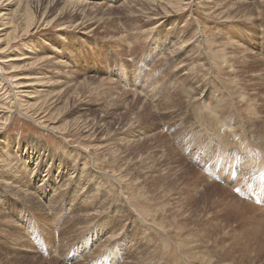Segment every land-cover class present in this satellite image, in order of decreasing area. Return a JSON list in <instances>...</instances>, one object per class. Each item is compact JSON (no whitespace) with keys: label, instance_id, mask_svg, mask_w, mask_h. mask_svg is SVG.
<instances>
[{"label":"rangeland","instance_id":"obj_1","mask_svg":"<svg viewBox=\"0 0 264 264\" xmlns=\"http://www.w3.org/2000/svg\"><path fill=\"white\" fill-rule=\"evenodd\" d=\"M80 1L0 0V264H264V0Z\"/></svg>","mask_w":264,"mask_h":264},{"label":"bare ground","instance_id":"obj_2","mask_svg":"<svg viewBox=\"0 0 264 264\" xmlns=\"http://www.w3.org/2000/svg\"><path fill=\"white\" fill-rule=\"evenodd\" d=\"M69 2H70V5H72V4H76V6H78L79 5V3L81 2L80 0H68ZM155 1V0H154ZM171 1V0H170ZM174 1V0H173ZM186 0H181V2L179 1V0H176L175 2L176 3H174V5H172V8L174 9L175 8V10H176V13H178L179 11H182V13L183 12H185L188 8H189V6L192 4V2H191V0H187V2H185ZM148 2V5H153V7H156V8H160V9H162V10H166V11H168L169 12V10H167L166 8H165V6H163V4L162 5H158L159 3L161 4V2H158V3H155V2H151V1H147ZM168 2V1H167ZM66 3V2H65ZM82 4H84V3H82ZM176 4V5H175ZM70 5H68L67 7H64V8H62V10H61V15H63L64 14V12L67 10V12H68V8H69V6ZM171 5V4H170ZM167 6H168V4H167ZM66 9V10H65ZM152 9H154V8H152ZM154 10H156V9H154ZM159 10V9H158ZM160 11V10H159ZM167 12V13H168ZM174 12V11H173ZM44 13H46V10L44 11ZM152 13H156V12H154V11H152ZM171 13V12H170ZM66 14V13H65ZM172 14V13H171ZM155 16V15H154ZM166 16V15H165ZM168 17V16H167ZM148 18L149 19H153V21H155L154 19H157V18H152L150 15L148 16ZM159 19H161V18H159ZM167 22V21H166ZM155 23H158V22H152V24H155ZM198 29V28H197ZM185 30H187L188 31V28H185ZM193 33V32H192ZM194 34V33H193ZM3 36H4V34H3ZM7 36V35H6ZM186 37V33L185 34H183L182 36H181V38H179L178 40L180 41V45L177 47V50H175V51H179L180 49H182L183 48V46H185V44H186V46H188V44H190L191 42H192V40H194L193 39V36H192V34L190 33V35H189V37H186V40L185 39H183V37ZM1 38V37H0ZM181 39V40H180ZM1 40V39H0ZM196 41H198V43L199 42H201V41H199V40H197L196 39ZM9 45H10V43H9ZM8 45V46H9ZM210 45V44H209ZM174 51V52H175ZM192 51V50H191ZM206 56V55H205ZM205 58V57H204ZM12 59V58H11ZM228 59V58H227ZM13 60H17V58H13ZM49 60V59H48ZM206 60L210 63V65L209 66H211V68L213 67V62H212V60L211 59H208V58H206ZM230 60V59H229ZM45 61H47V60H45ZM198 64V63H197ZM216 65V64H215ZM219 65V64H218ZM222 67V66H221ZM216 69V68H215ZM214 69V70H215ZM227 71V70H226ZM189 72V71H188ZM186 76H187V74H186ZM185 76V77H186ZM213 76L214 77H216L214 74H213ZM183 77V76H182ZM184 77V78H185ZM213 77V78H214ZM223 77V76H222ZM221 77V78H222ZM234 77V76H233ZM190 77L188 76V79H189ZM217 78V77H216ZM186 79V78H185ZM187 79V80H188ZM226 79V78H225ZM187 80H184V79H181V83L180 84H183V86L185 85V86H187L188 88H190V89H192L193 88V84L191 83V82H188ZM220 80V79H219ZM235 80V79H234ZM226 81V80H225ZM230 82V81H229ZM213 83V82H212ZM237 83V82H236ZM214 84V83H213ZM41 85V84H40ZM196 88V87H195ZM228 89H230L229 87H228ZM186 90V89H185ZM197 90V89H196ZM205 90V89H204ZM187 91V90H186ZM188 91H189V89H188ZM193 92H195L194 90H192ZM209 91V90H208ZM232 92V91H231ZM208 93V92H207ZM187 94V93H186ZM195 94H197V93H195ZM201 94V93H200ZM205 94H206V92H205ZM204 94V95H205ZM237 94V96H238V93H236ZM235 94V95H236ZM240 95V94H239ZM258 95V94H257ZM260 95V94H259ZM229 96V95H228ZM242 96V95H241ZM240 96V97H241ZM33 97V96H32ZM31 97V98H32ZM230 97H231V95H230ZM239 97V98H240ZM243 97V96H242ZM259 97V96H258ZM200 99V98H199ZM230 99V98H229ZM233 99V98H232ZM248 99V98H247ZM258 99V98H257ZM254 100V99H253ZM252 100V101H253ZM190 101V100H189ZM228 101V100H227ZM232 101V100H231ZM240 101H241V99H240ZM255 101H257V100H255ZM223 102V101H222ZM243 102V101H242ZM203 104H205V103H203ZM207 104V103H206ZM224 104V103H223ZM226 104H228V102L226 103ZM229 104H230V102H229ZM237 104V103H236ZM240 104H241V102H240ZM239 104V105H240ZM221 105V104H220ZM247 105H250V103L248 104L247 103ZM260 105V104H259ZM258 105V106H259ZM18 106L20 107V105L18 104ZM225 106V105H224ZM228 106V105H227ZM231 106V105H230ZM230 106L228 107V108H230ZM262 106H264V105H262ZM191 107V106H190ZM207 107H209L208 106V104H207ZM213 107V106H212ZM211 107V108H212ZM223 107V106H222ZM232 107H233V104H232ZM244 107V106H243ZM247 107H249V106H247ZM21 108V107H20ZM227 108V107H226ZM257 108V107H256ZM22 109V108H21ZM197 109V108H196ZM202 109V108H201ZM234 109H237V106H234ZM263 109V108H262ZM213 110H216V108L215 107H213ZM226 110V109H225ZM225 110H223L224 112H225ZM241 110V109H240ZM247 110L249 111L250 109H248L247 108ZM254 110V109H253ZM217 111H218V109H217ZM232 111H234V110H232ZM242 111H243V109H242ZM244 111H246V110H244ZM219 113H220V111H218ZM230 112V111H229ZM223 113V112H222ZM226 113H228V112H226ZM237 113V112H236ZM238 113H239V111H238ZM249 113H250V111H249ZM254 113H255V111H254ZM229 114V113H228ZM233 114H235V113H233ZM241 114V113H240ZM252 114V113H251ZM250 115V114H249ZM218 116V115H217ZM224 116V115H223ZM238 116H239V114H238ZM262 116V115H261ZM219 117V116H218ZM241 117V116H240ZM203 118H205V117H203ZM221 118V117H220ZM247 118V117H246ZM245 118V119H246ZM244 119V118H243ZM245 119L243 120L244 121V123H246L245 122ZM206 120V119H205ZM208 120V119H207ZM212 120V119H211ZM214 120V119H213ZM215 120H217V119H215ZM218 121H221V120H218ZM247 121V120H246ZM250 121V120H249ZM254 121V120H253ZM256 121H258V120H256ZM263 121V120H262ZM217 122V121H216ZM242 122V121H241ZM220 123V122H219ZM250 123V122H249ZM90 124V123H89ZM214 124V123H213ZM222 124V123H221ZM217 125V124H216ZM79 126V125H78ZM84 126V125H83ZM82 126V127H83ZM219 126V125H218ZM224 126V125H223ZM222 126V127H223ZM237 126V125H236ZM242 126V125H241ZM259 126V125H258ZM93 127V126H92ZM92 127H90V128H88L87 129V131H91L93 128ZM220 128V129H222L221 131V133L220 132H218L219 133V136H223L224 138L226 137V136H230L232 133L229 131V130H227L228 128H226V130H223V128H225V127H223V128ZM239 127V126H238ZM256 126L255 125H253L250 129H254ZM263 127H264V125H263ZM218 128V127H217ZM230 128H232V127H230ZM237 128V127H236ZM257 128V127H256ZM255 128V129H256ZM220 129L218 130V131H220ZM238 129V128H237ZM244 129V128H243ZM239 130H240V128H239ZM257 130H259V127L257 128ZM236 131V130H235ZM243 131V130H242ZM244 131H245V129H244ZM246 131H248V129H246ZM234 132V131H233ZM240 132V131H239ZM256 132V131H255ZM262 132V131H261ZM241 133H243V132H241ZM248 133V132H247ZM264 133V132H263ZM221 134V135H220ZM234 134V133H233ZM238 134V133H237ZM260 134H262V133H260ZM239 135V134H238ZM241 135V134H240ZM252 135H253V133H252ZM256 135H257V133H256ZM215 135H213V137H214ZM233 136V135H232ZM235 136V135H234ZM251 136V135H250ZM240 137V136H239ZM238 137V138H239ZM253 137V136H252ZM262 137V136H261ZM217 138V137H216ZM219 138H221L222 140H223V138L222 137H219ZM227 138V137H226ZM245 138H246V136H245ZM257 138V137H256ZM258 138H259V136H258ZM227 139H229V138H227ZM231 139V138H230ZM234 140V139H233ZM241 140V139H240ZM243 140V139H242ZM249 140V139H248ZM250 140H251V138H250ZM261 140V139H260ZM262 140H263V138H262ZM245 141V140H244ZM253 141V140H252ZM209 142V141H208ZM236 142H238L237 140H236ZM249 142V141H248ZM247 142V143H248ZM258 142V141H257ZM228 143V142H227ZM235 143V142H234ZM242 143V142H241ZM254 144H256V142L254 141L253 142ZM264 143V142H263ZM246 144V143H245ZM259 144H261V142H259ZM235 145V144H234ZM243 145H244V142H243ZM236 146V145H235ZM238 146V145H237ZM236 146V147H237ZM247 146H249L248 144H247ZM259 146V145H258ZM241 147H242V145H241ZM245 147H246V145H245ZM245 147H243V148H241V149H244ZM260 147H262L261 145H260ZM259 147V148H260ZM258 148V147H257ZM264 148V147H263ZM246 149V148H245ZM252 149V148H251ZM261 150V149H260ZM263 150V149H262ZM261 155V154H260ZM264 155V154H263ZM264 159V158H263ZM264 162V161H263ZM230 167V166H229ZM49 187V185H46V186H41V188H39L38 189V191H39V193H41V194H44V192L47 190V188ZM226 188V187H225ZM47 192V191H46ZM28 194V193H27ZM32 194V193H31ZM35 194V193H34ZM261 196V197H260ZM25 197V196H24ZM258 197L261 199V198H264V188H263V190L261 191V193L258 195ZM53 198H54V196H53ZM259 199V200H260ZM240 202H241V200H240ZM237 204V203H236ZM48 205V204H47ZM47 207V206H46ZM164 207V206H163ZM231 208V207H230ZM48 211V210H47ZM129 212V211H128ZM133 212V211H132ZM88 215H91V213L90 212H88V214H87V216ZM93 215V214H92ZM113 233V232H112ZM182 233V232H181ZM167 236V235H166ZM169 236V235H168ZM161 240V239H160ZM151 252V251H150ZM192 252V251H191ZM143 253V252H142ZM181 254V253H180ZM54 255V254H53ZM182 255V254H181ZM139 256V255H138ZM138 256L136 257V258H138ZM141 256V255H140ZM142 256H144L143 254H142ZM142 256H141V258H142ZM154 256V255H153ZM183 256V255H182ZM185 257V256H184ZM183 257V258H184ZM183 258H181V259H183ZM140 259V258H139ZM152 259V258H151ZM178 259V258H177ZM135 260V259H134ZM185 260H186V258H185ZM130 262V261H129ZM138 262V261H137ZM179 262H180V260H179ZM131 263H132V261H131Z\"/></svg>","mask_w":264,"mask_h":264}]
</instances>
